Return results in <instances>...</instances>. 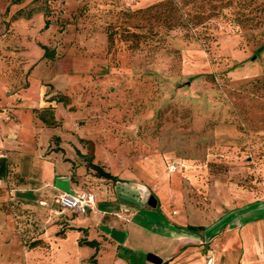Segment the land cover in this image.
<instances>
[{
	"label": "rangeland",
	"instance_id": "rangeland-1",
	"mask_svg": "<svg viewBox=\"0 0 264 264\" xmlns=\"http://www.w3.org/2000/svg\"><path fill=\"white\" fill-rule=\"evenodd\" d=\"M169 1L0 0V264H264V0Z\"/></svg>",
	"mask_w": 264,
	"mask_h": 264
},
{
	"label": "trees",
	"instance_id": "trees-1",
	"mask_svg": "<svg viewBox=\"0 0 264 264\" xmlns=\"http://www.w3.org/2000/svg\"><path fill=\"white\" fill-rule=\"evenodd\" d=\"M175 1V0H173ZM172 0L169 1V2H166L165 5L166 6H171L169 8V11L174 9V2ZM33 12H29L27 17H30L32 15ZM22 16V14L20 15ZM207 14L205 13H197V14H194L193 18L189 20V24H193L192 26H199L201 25L205 19H207ZM49 26V22L47 21L46 22V28H48ZM43 49L45 50V57H49L50 56V51L49 49L46 47V46H43ZM47 111H42V113H46ZM39 114L38 115V119L41 120L44 124L46 125H49V126H53L55 125V116L54 114H50V118H47L45 116V114ZM87 164L89 165V168L93 169L95 171V174H96V177L99 178V179H105L109 182H113V183H116L118 182L117 178L113 175H111V173L109 172H106L104 170L103 167L99 166V165H96V164H93V160L90 159ZM10 161L8 160V158H0V180H3V179H6L8 178L9 174H10ZM68 229L70 230H77V231H80V232H83V238H81L79 240V246H86V247H99L100 243L97 242L96 240H93V241H88L86 239L87 235H88V230L87 229H82V228H75L73 226H70L68 227ZM206 228L204 227H196V226H187L186 227V230L188 232H191V233H198L200 231H205ZM42 241L41 240H37V241H34L32 244H30L29 248L30 250H35L37 248H40L42 246ZM98 249V248H97Z\"/></svg>",
	"mask_w": 264,
	"mask_h": 264
},
{
	"label": "crops",
	"instance_id": "crops-1",
	"mask_svg": "<svg viewBox=\"0 0 264 264\" xmlns=\"http://www.w3.org/2000/svg\"><path fill=\"white\" fill-rule=\"evenodd\" d=\"M69 179V181H70V183H71V190H72V192L71 193H77L78 192V184L77 183H75V180H74V177L72 176V177H69L68 178ZM116 192V191H115ZM62 193H69V192H67V191H65V192H59L58 193V195H60V194H62ZM118 199V198H117ZM109 201V200H108ZM99 201L96 203V210H98L99 212H101V209H99L98 208V206H99ZM93 212H95V210L93 211ZM93 212H91V213H93ZM102 212H103V210H102ZM246 212V211H245ZM244 212V213H245ZM104 213H107V212H105L104 211ZM110 214H112V213H110ZM164 220H163V222H162V220H161V222L163 223L162 225H163V227H164V231L162 232L163 233V235L164 236H168L170 239H172V240H174V241H176V242H178V244H180V250H181V252H183V251H186L187 250V248H188V246H187V248H183V247H181V245L182 244H185L186 242L187 243H191V244H195V243H197V241H198V239H202V236L201 235H199L198 233H191V232H188L187 230H186V227H177V226H174L169 220H167V219H165V218H163ZM247 219V218H246ZM129 222H131V221H129ZM160 222V223H161ZM70 223V225L68 226V227H70V226H73V227H75V228H82V229H87L88 230V227H83V226H81V225H75V224H73V221H71V222H69ZM250 228V227H249ZM73 233V232H75L76 234H77V238H76V245L77 246H79V240L81 239V238H83V232H80V231H77V230H67L66 232H65V238H68L69 237V234L70 233ZM88 232V235H87V238H88V236H89V231H87ZM121 232H123V231H121ZM126 234H127V239H126V242H127V240H128V233L126 232V231H124ZM90 237V236H89ZM212 237V236H211ZM88 241H90L89 240V238L87 239ZM126 242H125V244H126ZM124 244V245H125ZM120 245V244H119ZM123 245V246H124ZM122 246V245H121ZM81 247V246H80ZM81 261V260H80Z\"/></svg>",
	"mask_w": 264,
	"mask_h": 264
},
{
	"label": "built area",
	"instance_id": "built-area-1",
	"mask_svg": "<svg viewBox=\"0 0 264 264\" xmlns=\"http://www.w3.org/2000/svg\"><path fill=\"white\" fill-rule=\"evenodd\" d=\"M172 170L174 168H171ZM57 203L64 211H74L86 214L96 208V196L91 192H77L75 194L62 193ZM213 261L210 260V263Z\"/></svg>",
	"mask_w": 264,
	"mask_h": 264
},
{
	"label": "water",
	"instance_id": "water-1",
	"mask_svg": "<svg viewBox=\"0 0 264 264\" xmlns=\"http://www.w3.org/2000/svg\"><path fill=\"white\" fill-rule=\"evenodd\" d=\"M149 206L151 208H156L157 207V200L154 197H151L148 202ZM112 238L118 242V244L122 245L125 244L126 239H127V234L125 232L121 231H114L112 233ZM148 260L151 264H163V260H161L159 257L150 255L148 257Z\"/></svg>",
	"mask_w": 264,
	"mask_h": 264
}]
</instances>
